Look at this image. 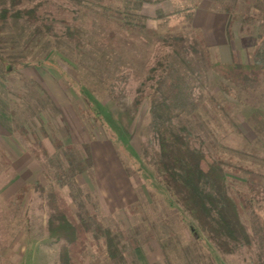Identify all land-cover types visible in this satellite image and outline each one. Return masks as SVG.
Returning a JSON list of instances; mask_svg holds the SVG:
<instances>
[{"label":"rangeland","instance_id":"374dc122","mask_svg":"<svg viewBox=\"0 0 264 264\" xmlns=\"http://www.w3.org/2000/svg\"><path fill=\"white\" fill-rule=\"evenodd\" d=\"M193 1L143 4L144 28L123 0H21L17 7L36 5L35 22L24 16L5 21L0 52L18 64L11 73L0 72V144L11 160L8 169L0 165V264H57V243L45 231L47 208L33 186L38 182L44 188L59 187L73 209L82 199L104 227L120 232L125 245L121 264H186L182 246L187 241L198 247L189 264L264 262L259 243L250 250L222 253L207 238L192 237L188 226L195 222L150 162L155 141L149 101L161 78L155 94L168 90L167 100L175 101L174 120L188 130L192 143L242 167L228 173L253 197L245 212L250 230L264 227V77L256 86L231 83L208 67L206 52L211 61H222L224 55L213 36L203 33L205 47L196 42L183 12ZM252 1L212 4L232 15V37L224 54L240 62L250 60L256 39L264 35V3ZM1 7L11 8L10 0H0ZM124 13L130 14L128 20ZM246 14L254 17L242 18ZM72 20L82 29L81 45L64 36L65 24ZM175 35L182 39L178 55L172 50ZM139 87L146 96L135 106ZM15 123L39 135L42 127L71 143L73 163L81 172L70 171L66 155L53 146L50 135L41 136L47 154L34 157L29 143L11 129ZM24 183L29 189L18 200L15 193ZM164 239L171 245L179 241L167 248L168 259L159 245ZM94 256L88 246L82 264H115L112 259L97 262Z\"/></svg>","mask_w":264,"mask_h":264},{"label":"trees","instance_id":"16d2710c","mask_svg":"<svg viewBox=\"0 0 264 264\" xmlns=\"http://www.w3.org/2000/svg\"><path fill=\"white\" fill-rule=\"evenodd\" d=\"M20 1L10 0L11 8H0V34L8 18L24 16L30 24L37 19L36 5L17 7ZM123 1L126 7L136 11L137 14L134 15L141 19L138 23L141 28H144L146 19V16L140 13L143 4H161L164 1H169L171 5L175 3L174 0ZM199 2L200 0H195L191 6L183 7L184 17L188 23L191 22L194 8ZM109 9L117 8L108 7ZM155 13L160 16L163 11L158 8ZM124 16L128 20L127 17L130 14L124 13ZM133 23V21L128 22L130 25ZM226 34L230 38L229 29H226ZM64 36L68 41L72 40L76 45H81L82 29L77 21L72 20L65 24ZM171 39L172 50L178 55L182 47V39L176 35ZM195 39L201 47H205V41L198 29H195ZM206 54L208 67L225 81L256 86L264 77L263 34L256 39L249 61L240 62L231 53L229 62H222L219 59L211 61L209 53L206 52ZM7 64L10 68H6ZM17 64L15 59H8L0 52L1 73L13 72ZM158 65L160 66L161 62H158ZM150 72L152 73V69ZM160 81L161 78H158L149 101L151 113L149 125L151 137L155 141V146L151 147L150 162L174 201L195 222L194 225L188 226L190 234L196 239L207 238L216 250L222 253H232L242 247L250 250L255 243H259L264 256V227L261 226L258 232L250 230L245 216V212L252 207L253 197L240 190L238 187L240 182L228 173L230 171L236 174L242 167L234 165L229 158L220 153L209 155L201 146H195L192 143L188 130L174 120L175 101L167 100L168 90H165L166 93L155 94ZM223 90L227 91L226 87ZM145 96V92L139 87L138 94L133 100L134 105L138 106ZM85 100L94 117H97L98 111L95 106L88 102L90 101L88 98ZM11 129L29 143V151L34 157L38 158L41 154H47L41 136L48 137L50 134L44 128H40V135L22 123H15ZM50 136H52L53 146L66 155L70 171L81 172L80 165L73 163L74 158L71 154L73 145L64 143L54 134ZM10 163L9 155L0 144V165L8 169ZM61 172V169L57 170L58 179H61ZM65 177L69 176L65 174ZM29 186L27 183L22 184L15 193V197L20 200ZM33 186L39 190L47 208L45 231L48 239L57 243V264H82L88 246L93 247L97 262L101 260L105 263L108 259H112L115 264H121L125 261L123 255L125 245L121 241L120 232L104 227L97 213L91 211L82 199L76 200V207L73 209L63 197L59 187L44 188L39 182ZM174 232L173 229H169L170 234ZM176 242L171 245L168 239L160 241L159 245L166 259L169 254L167 248L170 245L175 248V245L179 244L178 240ZM197 248L195 241H187L182 246L186 264H189ZM166 261V264H170L169 260Z\"/></svg>","mask_w":264,"mask_h":264},{"label":"crops","instance_id":"0c3cea01","mask_svg":"<svg viewBox=\"0 0 264 264\" xmlns=\"http://www.w3.org/2000/svg\"><path fill=\"white\" fill-rule=\"evenodd\" d=\"M253 0L252 3H254ZM264 3V0H258ZM215 0H200L199 4L194 8L190 24L194 29H198L201 33L205 43L207 42L203 36V33L206 35L213 36V41L220 43L222 53V61L229 62L230 55L228 57L224 54L225 46H227L228 41L231 40L232 31H230V38L227 37L226 29H233L232 27V15L225 10H216L212 8V4ZM254 17L252 14L243 15L242 18ZM235 16V15H234ZM244 20V19H243ZM230 27V28H229ZM238 29H242L239 25ZM217 35V38H215Z\"/></svg>","mask_w":264,"mask_h":264}]
</instances>
